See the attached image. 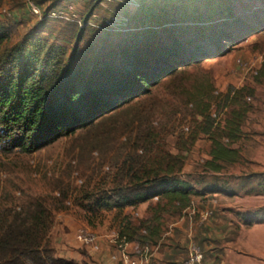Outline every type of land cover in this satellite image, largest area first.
Returning <instances> with one entry per match:
<instances>
[{
  "label": "trees",
  "instance_id": "1",
  "mask_svg": "<svg viewBox=\"0 0 264 264\" xmlns=\"http://www.w3.org/2000/svg\"><path fill=\"white\" fill-rule=\"evenodd\" d=\"M33 1L40 8L49 3L40 21L45 23L59 0ZM147 1L141 0L137 9H141ZM167 2L162 5L166 9L161 11L163 14L172 10V14L179 15V19H173L175 22L191 21L200 25L185 41L175 38L169 43H158L162 39L157 40L152 31L143 25L145 28L140 26L137 33L128 32L127 36L128 33H124L125 36L116 40L84 41L86 47L78 56L79 44L88 28L89 17L83 16V23L77 26L79 31L74 46L67 56L63 46L49 44L40 38L28 37L15 46H3L8 29L0 25L2 150L32 153L61 137L92 127L104 118L114 119L113 115L121 110H133L125 124L120 125L118 118L114 119L116 133L126 130L134 121L138 123L134 142L129 144V138L126 140V159L115 169L116 178L119 177L120 181L127 178V185L102 191L94 198L92 208L120 210L148 201L146 215L135 222L128 220L120 232L127 241L136 238L141 246L156 244L163 233L164 216L178 218L186 215L194 207L195 196L204 199L211 194H233L228 189V182L221 181L218 176L227 165L243 159L240 145L244 135L243 122L249 104L253 103L252 99H245L246 95L252 98L245 85L234 90L225 101L221 93L214 94L208 75L197 77L192 89H186L188 101L185 103L193 108L195 114L206 116L204 125L209 151L203 161L202 172L198 174H209L213 182L206 183L203 176L193 182L190 175L183 173L180 161L165 163L169 154L163 143L165 133L155 122L162 101L155 90L165 84L162 83L164 80L172 83L177 77L184 79L190 76L187 67L205 58L206 53L198 46L206 44V41L214 48L209 53L211 56L227 51L221 46L224 36L228 37L222 32L225 28L222 25L224 22H221L225 19L219 17L221 20H217V17L218 12L230 13L232 0ZM122 17L119 21L124 24L116 28L108 26L110 24L103 20L101 30H133L128 26V16L123 13ZM113 20L111 24L116 23ZM206 24H212L209 32V27H201ZM171 27L165 30L171 29L173 34L172 29L176 27ZM246 33L248 29L239 38L242 39ZM192 41H195L194 44ZM214 103L231 104L220 125H214L209 116V109ZM253 176L258 183L248 188L247 193L264 194V172ZM48 198V194L27 188L22 189L21 197L8 195L0 199V264H79L56 256L50 244L52 207L60 210L63 201L62 198L51 197L53 203L50 206ZM235 213L245 224H250L245 213Z\"/></svg>",
  "mask_w": 264,
  "mask_h": 264
},
{
  "label": "rangeland",
  "instance_id": "2",
  "mask_svg": "<svg viewBox=\"0 0 264 264\" xmlns=\"http://www.w3.org/2000/svg\"><path fill=\"white\" fill-rule=\"evenodd\" d=\"M94 1L59 0L55 8L61 7L69 18L48 16L45 23H40L43 20V11L49 3L41 6L40 15H33L27 8L26 0H2L0 25L8 29V37L4 40L3 46H15L28 37L40 38L49 44L63 46L68 56L79 31L77 26L80 24L77 18L83 20V16L89 17L88 28L85 30L83 41L79 44L78 56L86 47L84 41L116 40L125 36L124 33H137L138 28L143 25L152 31V36H155L157 40L162 39V41H157L158 43H165L175 38L185 41L192 33L196 32L195 27L200 26L191 21L175 22L176 20L173 19H177L179 15L172 14V10L163 14L161 11H166V9L162 5L168 3L167 0H148L141 9H137L141 0H102L100 3ZM184 1L191 2V0ZM68 6L72 8L69 9ZM230 7V13L218 12L219 16L217 17L225 19L221 22V24L224 22L222 25L225 28L222 32L228 37L224 36L221 46L227 51L221 55L211 56L209 53L214 48L206 41V44L198 46L206 53L205 58L187 67L190 76L187 75L184 79L177 77L172 83H167L168 80H164L162 83L165 84L155 90L156 96L162 101L155 122L163 128V133H165L163 143L166 152L169 153L165 163L173 164L180 161L183 164V173L190 175V180L194 182L199 179V176H203L204 181L210 183L213 182V178L209 174H198L202 172V164L209 151L206 126L204 125L206 116L195 114L193 108L187 106L185 103L188 101L187 92L189 88L192 89V83L194 84L197 77L203 78L206 74L211 79L212 88L220 91L223 100L227 101L235 85L244 76L241 69L235 64V59L242 58L249 61L259 56L262 57L261 62L258 63L256 77L245 75L241 82L252 94L253 102L249 104V110L243 122L244 135L240 142L243 159L238 163L227 165L222 174L218 176L221 181L228 182V189L233 194H211L204 199L195 196L193 199L196 198V200H193V206L196 209L199 207L204 209V206L207 205L206 210L209 211V215L204 220H201V215H197L195 219V213L191 214L193 224L196 223L199 228L204 227L207 220L211 218L223 217L222 221H225L226 211L220 215V210H225L226 207L227 210L233 211L241 209L249 219L264 218V194L247 193L248 188L258 183L253 178L255 174L253 171L264 169L259 167L260 164L264 166V153L261 150L262 142H264V128L256 125L260 124L262 120L260 115L264 114V0H232ZM91 10L92 14H90ZM123 13L128 16V26L133 27V30H101L103 20L110 24L108 26L113 25L112 28L124 24L119 21L123 18ZM221 18L217 20H221ZM82 20L81 23H83ZM112 20L116 23L111 24ZM211 25L206 24L201 27L205 26L206 29ZM168 27H176L172 29L173 34H171V29L165 30ZM209 28L208 32L212 27ZM247 29L248 33L243 35L242 39L239 38ZM194 42L191 43L194 44ZM175 85L176 88H174ZM230 107L231 104H228L226 116ZM132 111L121 110L113 115V118H118V124H125L129 121ZM114 119L104 118L92 127L77 131L70 136L61 137L52 144L32 153L18 150L6 152L0 148V199L8 195L21 197L22 189L27 188L48 194L50 206L53 203L51 197L62 198L60 210L52 207L50 244L54 247L55 252L66 249L73 253L74 258L64 259L73 260L79 264H110V262L121 264L116 245L113 242L114 235L120 234L123 225L128 220L135 222L137 219L136 210L130 206L120 210L117 208H92L94 198L101 195L102 191L119 185H127L128 181L127 178H123L122 181L119 180V177L116 178L115 169L126 159L128 150L126 147L124 150V146L128 138L129 144L134 142L138 123L134 121L126 130H118L116 133L117 124L115 125ZM183 122L190 126V131L187 134L180 131L179 127ZM126 144L128 145V143ZM206 200L210 202L204 203L206 204L204 205L203 202ZM164 217L163 232L168 229L171 222L176 220L170 216L165 215ZM58 225H61L59 231H57ZM80 228H88L98 235V249L93 250L81 244L76 237ZM243 240L244 246H254L264 252V238L259 239V244L254 235L247 236ZM211 241L215 242L216 240L207 237L204 243L193 235H185L178 229V231H173V238L168 239L165 236L163 244H174V253L180 260L173 264H180L185 259L188 245L191 242L196 243L203 251L204 263L207 255L212 264H218L221 260L253 261L241 259L238 256H229L225 259L218 256L212 257L210 255ZM218 244H215V249L220 250L221 245ZM257 244L259 247H256ZM55 245L58 246L55 248ZM240 245L242 246V242L239 243ZM260 245L262 246L260 247ZM236 246L238 245L236 244ZM104 250H106L107 256L101 259L100 255ZM140 252L142 249L136 253ZM150 253V248H148L147 258L143 264H156L154 256H150ZM113 255L115 258L112 257Z\"/></svg>",
  "mask_w": 264,
  "mask_h": 264
},
{
  "label": "crops",
  "instance_id": "3",
  "mask_svg": "<svg viewBox=\"0 0 264 264\" xmlns=\"http://www.w3.org/2000/svg\"><path fill=\"white\" fill-rule=\"evenodd\" d=\"M262 118L260 124H256L257 126H262L264 128V114L260 115V119ZM263 134V133H262ZM264 137V134H263ZM262 152L264 153V142H262ZM251 162V161H250ZM259 167L264 168L262 164L259 165ZM254 173H263L264 169L259 171H253ZM193 200H196L193 199ZM196 202V201H195ZM210 202L209 200H206L204 203ZM206 205V204H204ZM148 206V201L142 202L138 204L135 207L130 206L131 208L136 210V218L141 219L146 215V210ZM228 206V205H226ZM128 207H126L127 209ZM204 209H207V205L204 206ZM203 208H191L187 211V214L181 217L176 218L175 221L171 222L168 226V229H166L163 233L161 238L156 244H147V245H140L138 240L136 238H133L128 241L127 247L130 252L136 253L139 250L143 249L144 247L150 248V256H154V260L156 261V264H173V262L180 260V258H177L176 254L174 253V244L165 243L163 244V239L165 236L168 237V239L173 238V231H178L180 229L183 231V233L187 236L193 235V237H196L197 240L203 241L205 243V240L207 237H212L215 242L211 241L210 246H212V249L210 250V255L212 257H219L222 259L229 258V256H238V258L241 259H248L253 261H244L241 262L234 261H224L221 260L218 264H264L263 261V253L262 250H258L259 248H254V246L246 247L243 245V239L247 236H253L256 237L257 242L259 244V239L264 238V218L257 217V218H248L250 220V224H245L241 218L239 217L233 210H227V207L225 210H220V215L225 213L224 219L225 221H222L223 217H218L217 219L211 218L207 220L204 227L199 228L196 223L193 224V218L191 217V214L195 213V219L197 215H201V213L204 210ZM240 210V211H239ZM238 211L242 213V210L239 209ZM228 216V217H227ZM196 221V220H195ZM224 222V223H223ZM65 223V222H64ZM59 228H61V225L57 226V231H59ZM61 235V232L58 234ZM202 242V243H203ZM242 242V246H239V243ZM221 245V252L220 250L215 249V244ZM236 244L238 246H236ZM257 244V245H258ZM206 245V244H204ZM256 247H259V245ZM58 246V245H57ZM55 245V248L57 247ZM262 245H260L261 247ZM107 250V249H106ZM106 250L103 251V253L100 255L101 259L107 256ZM261 256H260V255ZM56 256L62 257V258H74L73 253H70V251L64 249L60 251H56ZM207 255V258H205V264H212L210 261V258ZM224 257V258H223ZM260 259V260H258ZM110 264H114L110 262Z\"/></svg>",
  "mask_w": 264,
  "mask_h": 264
},
{
  "label": "built area",
  "instance_id": "4",
  "mask_svg": "<svg viewBox=\"0 0 264 264\" xmlns=\"http://www.w3.org/2000/svg\"><path fill=\"white\" fill-rule=\"evenodd\" d=\"M26 5L29 11L33 15H40L41 14V8L33 1V0H26ZM67 8L71 9V6H68ZM48 16H58V17H64L69 18L68 15H65L62 11L61 7H57L52 9ZM75 16V15H74ZM78 23L81 24L80 18H77ZM262 60V57H256L253 60H243L242 58H236L235 64L241 69L243 75L247 76H255L258 73V63H260ZM244 76L240 79V81L235 85L234 89L232 90L231 94H233V91L243 86L242 80ZM220 91L217 89L214 90V94L218 95ZM245 99L251 100L250 95H246ZM227 105L224 103H214L209 109V116L213 120L214 125H220L224 122V119L226 117L227 113ZM264 108V106H263ZM180 131L182 133L187 134L190 131V126L188 123L183 122L180 124ZM156 196L153 197L155 199ZM209 215V211L205 210L201 213V220H204ZM77 239L81 242V244L85 245L86 247L96 250L99 247L98 243V235L94 233L93 231L89 230L88 228H80L78 229L76 233ZM114 244L116 245L119 260L121 261V264H143L144 261H146L147 258V247H144L142 249V252L138 253H132L129 251L127 244L128 241L126 240V237L121 234L114 235L113 239ZM115 258V255L112 256ZM180 264H205L204 263V255L201 248L194 242H191L188 245L187 255L185 259Z\"/></svg>",
  "mask_w": 264,
  "mask_h": 264
}]
</instances>
